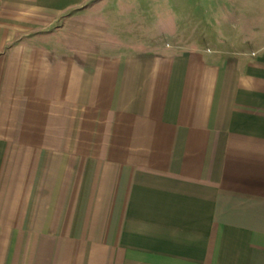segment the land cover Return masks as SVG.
<instances>
[{"label":"crops","instance_id":"obj_1","mask_svg":"<svg viewBox=\"0 0 264 264\" xmlns=\"http://www.w3.org/2000/svg\"><path fill=\"white\" fill-rule=\"evenodd\" d=\"M148 1L0 0V264H264V44Z\"/></svg>","mask_w":264,"mask_h":264},{"label":"rangeland","instance_id":"obj_2","mask_svg":"<svg viewBox=\"0 0 264 264\" xmlns=\"http://www.w3.org/2000/svg\"><path fill=\"white\" fill-rule=\"evenodd\" d=\"M147 3L158 6V16L142 20L149 28L156 20L165 40L173 34L171 38L178 44L204 48L210 42L241 36L250 39L252 46L264 44V0H150Z\"/></svg>","mask_w":264,"mask_h":264}]
</instances>
